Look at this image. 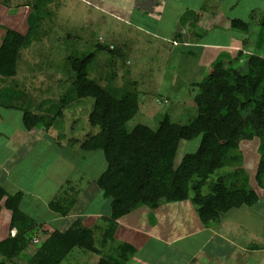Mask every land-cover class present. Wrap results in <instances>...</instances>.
I'll list each match as a JSON object with an SVG mask.
<instances>
[{
	"label": "trees",
	"instance_id": "trees-1",
	"mask_svg": "<svg viewBox=\"0 0 264 264\" xmlns=\"http://www.w3.org/2000/svg\"><path fill=\"white\" fill-rule=\"evenodd\" d=\"M38 10L28 12V33L0 25V32L5 31L0 42V77L16 76L24 50L33 43L30 32L34 28L38 31L37 25L34 27ZM199 16L198 12L189 10L180 18L179 25L187 33H176L177 46L190 47H183L180 54L193 56L191 49L197 50L195 46L209 42H205L208 32L198 26ZM254 19L259 29V41L254 49L243 40L245 47L237 44L238 49L231 54L221 51L208 75L191 85L195 115L187 123L165 115L154 128L143 124L129 128V122L140 109L137 89L127 90L114 84L115 69L111 62L107 65L108 75L106 72L102 76L100 69L99 77L92 76L99 61L97 51L119 55L118 50L97 46L90 51L69 53L63 61L67 81H58L61 96L55 103L38 105L42 109V105L49 104L43 108V114L24 110L20 126L25 132L38 129L46 135L66 109L84 99L92 100L86 116L92 130L80 149L101 152L106 161V168L95 183L111 203L110 217L105 219L108 226L98 240L93 229L76 222L64 232L55 230L49 234L39 243L34 255L28 256L26 250L35 240L37 224L21 211V193L11 196L0 188V214L3 208L11 214L6 237L0 240V264H16V260L27 264H62L76 249L98 256L96 264H129L137 249L118 242L116 247L108 248V243L114 245L116 222L137 208L155 211L166 204L190 201L201 224L207 228L217 225L231 209L258 204V191H264V56L259 50L264 45V14L253 10L248 21L233 18L230 26L239 33H248ZM23 98V93L14 87L0 89V108L20 111ZM45 135L42 141L48 143ZM196 139L197 149L184 154L176 166L181 141ZM245 142L257 144L258 165L253 177L245 170H236L243 160L241 145ZM220 169L232 171L209 183L210 177ZM251 178L256 190L249 187ZM65 197L60 194L48 205L62 218L69 215L75 204V199ZM13 229L16 233L12 236Z\"/></svg>",
	"mask_w": 264,
	"mask_h": 264
},
{
	"label": "rangeland",
	"instance_id": "rangeland-1",
	"mask_svg": "<svg viewBox=\"0 0 264 264\" xmlns=\"http://www.w3.org/2000/svg\"><path fill=\"white\" fill-rule=\"evenodd\" d=\"M6 1L8 2V0ZM238 1L240 3L238 12L242 16L241 18H235L248 21L247 16H244L243 13L250 11V8L254 7L260 0H62V2H59L58 8L59 11L62 9L66 15L59 12L57 13L58 16L55 14L58 9L54 11L51 8L52 6H41L38 10L37 24L33 21L34 27L37 25L38 31L34 28L30 32L33 43L24 50L16 76L13 78L0 77V89L14 87L21 91L24 96L20 111H8L0 108V156L3 159L9 157L8 151L4 149L8 140V138L5 139V136L11 135L16 126L20 124L19 119L24 110L43 114V108L48 107L49 104L42 105V109H39L38 105L49 101L55 103L61 96L58 81H67V76L63 70V61L68 54L90 51L96 49L97 46L110 49L115 47L119 55L111 54L107 50L99 51L97 49L99 61L94 65L95 71L92 76L99 77L101 70L103 71L102 76H106V72L108 75L110 69L107 65L111 62L113 70L115 69L114 84L127 90L136 88L137 93H139V113L129 122V128L137 124L154 128L165 115L177 122L187 123L195 115L192 99L194 88L191 85L201 82L208 75L215 61L214 58L221 52V49H223V53L231 54L233 50H236L234 46L237 44L240 47H245L242 43L243 40H247L248 47L250 46L251 49H254V44L259 41L258 25H255L256 19H254V22L251 21L248 33H239L230 29L233 13L229 9L236 5ZM28 2V0H22V2L12 1V6H10L12 8H15V5L23 4L19 8L21 10L17 13L13 9L0 7V25L24 34L28 33L30 28L28 21H25V16L21 15L22 10H27L24 4ZM31 2L32 4L37 3L35 0H31ZM63 2L66 4H63ZM34 7L35 5H31L29 9L31 10ZM189 10L195 13L198 12L200 15L198 26L208 32L205 42L209 41L224 45L220 47L221 49L215 50V52L207 51L204 56L197 57L196 52L198 51L195 49H191L194 53L193 56L180 54L183 47L181 45L177 46V41L174 42L169 38H172L171 36L176 35V33H187V30L179 25V20ZM263 10L264 0H261L258 13L261 15ZM127 19L130 21L129 26L125 23ZM218 30L224 31V34ZM4 33L5 31L0 32V42ZM263 47L259 49L262 56H264ZM104 68L107 70H103ZM101 84L105 85V82L102 81ZM91 106V99L76 102L72 108L63 110V116L56 122L51 133L45 135L44 131L38 129L33 132L36 135L35 138L38 139L37 149L31 151L27 157L22 159L20 169L16 170L11 179L16 178L17 185H15V188L18 193L22 194V197L24 196V204L21 202L20 206L23 209L27 206L32 208L33 217L29 215L30 212L28 211L26 215L35 222L38 220L44 221L49 215L44 206L36 204V199L27 196L28 192L35 188L37 181L41 178H49V183H64L53 199L63 194L66 196L65 199H75L74 203L76 204L78 193L75 188L79 185L81 189H87V185L93 184L92 179L94 177L97 179L106 168L107 164L101 152L93 154L83 152L80 149L81 142L86 139V135L92 130L89 128L86 119ZM42 135L46 136L48 143L42 141ZM198 142V139L189 142L181 141L175 158L176 166L184 154L197 149ZM32 143L26 145L23 150L33 149L34 144ZM255 145L257 144L254 142H245L241 145L243 160L239 167L236 166V170H245L251 177L255 175L258 165L257 147ZM43 148L46 149L48 155L40 154V150ZM20 154L22 155V153ZM20 154L17 157H20ZM94 157L96 162L92 165L91 162ZM68 161V174L66 173L65 178H63L62 169L65 170L63 166ZM2 162L3 160L0 161V164ZM52 170H55L53 182L50 180L53 177L50 173ZM28 171L29 175L26 176ZM228 171L227 169L217 170L210 177L209 183L215 182L218 176L225 175L229 173ZM1 173L0 168V175ZM82 178L86 179V182L81 181ZM87 180L89 183H87ZM249 187L254 190L257 189L252 178ZM38 188L43 189V187ZM260 194L262 192L258 191V195ZM96 199L97 202L87 205L89 211L96 213L103 208L104 214L108 215L111 207H107L106 202H102L99 196H96ZM68 202L65 201V203ZM84 202L87 204L85 199ZM84 202H81V205ZM187 202L191 203L190 201ZM188 203L186 205H189ZM183 205H170L169 208L172 213L168 216L158 217V212L150 211L146 207L137 208L130 215L133 216L134 213L142 211V209L154 212L148 219H143L145 218L144 215L138 221L137 226L140 229L143 227L149 230L152 237L159 235L173 238V236L184 233L193 223V211L192 213L188 210L184 211L185 207ZM79 206L80 204L76 208L78 209ZM259 206L260 210L264 211V197H261ZM245 207L243 206L244 209L239 210L242 211L241 214L244 215L245 219L252 221L256 215L251 214L252 210L245 209ZM10 216V212L3 208L0 214V224L4 225L5 230L0 226V239L7 233L6 225L10 220ZM262 219L264 222V218ZM232 223V219H228L222 227L230 229ZM102 226L106 229L108 225ZM37 229L44 231L40 225L37 226L35 232H37ZM94 231L95 237L100 240L103 232ZM120 233V237L124 238L125 232ZM36 235L38 236V234ZM43 236L45 237V235ZM41 242L40 237L39 243ZM39 243H31L26 250V254L28 256L34 255ZM188 243L190 245V241ZM116 246L117 242L114 243L113 248ZM226 247L227 245H222L223 250ZM216 250L221 251L219 244L216 246L214 253H216ZM166 255L167 251L164 245L154 240H147L143 245H140L139 251L132 258V263L129 264H138L142 259L147 264H154L155 262L163 264L166 261ZM240 256L235 258L236 263H242ZM94 257V254L76 249L69 254L68 259L62 264H96L99 257ZM181 259L183 260V258ZM16 261V264H27L22 260ZM234 261L229 260L227 264Z\"/></svg>",
	"mask_w": 264,
	"mask_h": 264
},
{
	"label": "crops",
	"instance_id": "crops-1",
	"mask_svg": "<svg viewBox=\"0 0 264 264\" xmlns=\"http://www.w3.org/2000/svg\"><path fill=\"white\" fill-rule=\"evenodd\" d=\"M12 1L14 0H8V2L6 0H0V7H4L6 9L8 8L13 9V11L17 13L18 11L21 10L19 8L23 4H20L17 6L15 5V8H12L10 7L12 6ZM18 1L22 2V0H18ZM28 1H29L28 3L24 4L26 6L25 8L28 11L22 10L21 12V15L25 16L24 17L25 21H27V18H29L28 12L30 10L29 7H31V5H35V7L31 9L32 11L30 10V12H33L38 6L40 9L41 6L49 5L50 7L52 6L51 8H53L54 11L58 9V12H55L56 16H58L57 13L59 12L64 13L62 9H60L59 11V8H58L59 2H62V0H35L37 1L36 4H32L31 0H28ZM220 1H224V0H220ZM63 4H66V3L63 2ZM260 6H261V0L258 1V3H256L254 7L250 8V11H245L243 15L247 16V20H249L251 17V12L253 10H258ZM239 7H240V3L238 1L236 5H233L229 9V11L233 13V16H231L232 18H235V17L241 18L242 14H239L238 12ZM262 13L264 14V10ZM62 15H66V14L64 13ZM237 15H240V16H237ZM128 19L125 20V23L126 25L129 26L130 21H128ZM218 31L224 34V31L222 30H218ZM230 32H234V31H230ZM38 34L40 35V33ZM171 37L172 38H169V40L174 41L175 34H173V36ZM202 45L195 46L197 47V51L199 52L200 56H204L207 51L215 52V50H219L221 49L220 47L224 46L222 44H217V43L215 44L214 42H207ZM183 47L185 49L190 48L187 46V44H184ZM238 47L239 46L237 45L234 46L235 49H238ZM222 50L223 49H221V51ZM13 131L14 132L11 133V135L5 136V139L8 138V140L6 142L4 149L8 151L9 157H7L6 159H3L0 156V159H1L0 161L3 160L2 164H0V168L2 170V173L0 175V188H2L8 195H14L15 193H18V190H16L15 188V185H17L16 184L17 180L16 178L14 179H11V178L13 177L16 170L18 168L20 169V163L22 162V159L27 157V155H29L31 151L33 152L35 149H37V143H38V139L35 138L36 135H34L33 133V132H36L35 130L31 132H25L22 130L19 124L16 126V128ZM30 142H33L32 144H34L33 149L30 148V149L23 150L25 146L28 145ZM20 153H22V155ZM19 154H20V157L22 156L21 159L20 157H17ZM40 154L48 155V153L46 152V149L44 148L40 150ZM93 154H96V153H93ZM95 162H96V158L94 157L91 162L92 165ZM68 165H69V161L68 163L66 162L63 166L65 167V170L62 169L63 178H65L66 173L68 174ZM28 173L29 171L27 172L26 176L29 175ZM50 173L53 176L52 179L50 178V180L53 182L55 178V170L50 171ZM80 180L86 182V179L84 178ZM92 181H93V184L91 183L89 185L86 184L88 186L87 189H81L79 185L77 184L78 187L75 188V190L78 193L77 203L73 206V209L69 213V215L64 218L59 217L57 214L52 212L48 206L49 203L53 200V198L58 194V192L60 191L64 183H61V182L59 184L49 183L50 182L49 178H45V179L41 178L39 181L36 182L35 188L33 189H36V188L37 189L36 190L32 189L30 192H28L29 194H27V196H31L30 198L36 199V204L44 206L46 210L49 212V215H47V218H45L46 220L36 221V224H37L36 228L37 226L40 225V227L44 229V231H42L41 229H37V232H35L39 236L38 237L36 235V237L34 238V239H37L38 243L40 242V237H41V241H43L46 237H48L49 234H51L55 230L59 232H64L67 229H69L72 225H74L76 222L81 223L83 227L94 228L93 230H96L99 233L104 232L105 229L102 225H108L107 220L105 219L110 217L111 211L107 215V214H104V211L102 210L103 208L102 209L100 208L101 210L97 211L96 213H92L87 208V205L97 202L96 196H99L100 199H102V202L105 201L107 207H111L110 205L111 203L109 199L103 196L102 192L96 186V183H95L96 177H94ZM87 183H89L88 180H87ZM38 187H43V189H39ZM260 192H262V194L259 195V201L261 197H264V191L262 190ZM23 197H22L21 202H23L24 204ZM84 199L85 201H87V204L86 202H84ZM100 199L98 200L99 202L101 201ZM81 202H84L83 205H81ZM186 203L188 202L185 201L181 203L166 204L154 211V212L159 213L158 217L163 216V215L168 216L172 213V211H170V208H169L170 205L184 204L183 205L185 207L184 211L188 210L191 213L192 211L194 213V215L192 214L193 215L192 226L190 228H187L184 231V233L177 235V236H173V238L163 237L159 235L152 237L151 236L152 234L150 233L149 230H146V228H143V227L140 229V227L137 226L138 221L141 218H143L144 215H145V218L143 219H148V217L152 216L154 213V212L147 211L146 209H142V211L134 213L133 216L130 215L129 213L128 215L122 217L116 222L117 228L114 233L113 243L119 242V243L131 244L137 249V251H139L140 245H143V243L147 242V240H154L155 242L161 245H164V248L167 251V255H166L167 257L164 263H167V264H175V263L176 264H227L229 260L234 261L235 258L240 255H242L240 256V260L242 262L241 264H264V222L262 219L264 218L263 217L264 211L260 210L259 203L254 205L251 208L245 207V209L252 210L250 212L251 214L256 215L255 219H253L252 221H248L247 219H245L244 215L241 214L242 211H240L239 209H244L243 207H241L238 209H231L230 211L222 215L217 225L210 226L207 228H205L201 224L193 205L191 203H188L189 205H186ZM79 204L80 206L77 209L76 206H78ZM106 205L104 206V208L106 207ZM27 207H24L23 209V207L20 206V209L25 214H28L27 211L30 212L29 215L33 217L32 208L31 207L27 208ZM52 213L53 215H51ZM228 219H232L233 221L232 223L233 225L230 229H228L227 227H222L224 222ZM0 226L4 229V225L0 224ZM7 229H8V224L6 225V230ZM120 232H125L124 238L120 237L121 235ZM15 233H16V230L14 229L11 230L12 236ZM43 235H45V237ZM5 237H6V234H4V237L1 238L0 240L4 239ZM187 241L188 242L190 241V245ZM178 244L179 246L182 244V246L179 247ZM218 244L221 247V251L216 250V253H214L216 246H218ZM222 245H227V247L224 248L225 254H224V250L222 249ZM112 246L113 245L111 243H108V248H111ZM208 247L210 248L209 250L207 249ZM243 254H246V255H243ZM95 257L97 258L98 256L95 255ZM181 258H183V260ZM98 260L99 258L97 259L96 263L98 262ZM132 261L133 260H131L129 263H132ZM157 263L159 262H155L154 264H157ZM138 264H147V263H145L144 260L142 259ZM229 264H240V262L236 263L234 261Z\"/></svg>",
	"mask_w": 264,
	"mask_h": 264
},
{
	"label": "built area",
	"instance_id": "built-area-1",
	"mask_svg": "<svg viewBox=\"0 0 264 264\" xmlns=\"http://www.w3.org/2000/svg\"><path fill=\"white\" fill-rule=\"evenodd\" d=\"M38 243V241L35 239L34 241H33V244H37Z\"/></svg>",
	"mask_w": 264,
	"mask_h": 264
}]
</instances>
